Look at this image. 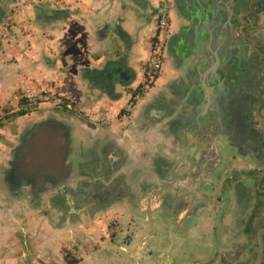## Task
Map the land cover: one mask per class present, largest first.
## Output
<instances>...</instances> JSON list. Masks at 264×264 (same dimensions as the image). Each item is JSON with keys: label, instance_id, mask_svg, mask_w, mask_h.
Returning <instances> with one entry per match:
<instances>
[{"label": "crops", "instance_id": "crops-1", "mask_svg": "<svg viewBox=\"0 0 264 264\" xmlns=\"http://www.w3.org/2000/svg\"><path fill=\"white\" fill-rule=\"evenodd\" d=\"M8 1L12 2L5 0L3 4L15 6L21 0H13L12 5ZM76 1L65 0L61 18L57 12L62 9L58 3L54 5L53 16L44 19L48 21L43 27L47 29L45 34L40 32V24L30 32L15 26L8 38H0V111L7 112L0 126V153L5 149L0 154L2 160L9 148L2 149L3 144L14 141L4 131L6 124L12 117L31 115L32 109L24 115L17 113L29 110L30 98L40 100L46 94L54 102L58 100L56 106L50 102L43 105H48L46 116L56 114L54 117L67 127L70 139L68 179L59 188L44 193L47 199H24L8 193L1 184L0 168V264H175L176 257H180L179 250H174L173 244L177 243L182 246L183 258H187L185 264L217 259L226 260V264H242L244 258L241 262L228 255L241 243L251 256L246 258L247 263L255 260V238L243 234V240L238 239L237 231L251 220L256 221V228L260 227L261 218L263 221L264 148L254 139L237 136L242 125L249 126L250 134L264 136V65L258 73L250 72V63L245 71L233 73L229 81L231 93L224 95L225 100L218 105L214 99L209 107H203L198 70L204 69L208 60L216 69L220 65L216 54L220 44L210 40L213 31L220 27V17L216 28L209 26L202 8L209 6L210 16L216 0H94L89 8L75 9ZM219 1L226 2L227 7L231 2ZM101 2L105 3V16L95 13L90 21L80 16L85 11L94 13V7ZM122 12H130L134 21L126 18L122 23L118 16ZM245 19L246 24L233 21L230 38H242L246 28H255L251 16ZM160 20L165 21L163 27L158 25ZM103 21L105 37L98 39V45L90 36ZM226 23L223 19L222 28L227 27ZM261 24L264 30V23ZM118 27L125 31L121 37L116 33ZM34 32L43 35L47 49L35 51L32 57L31 50L39 47L26 42ZM19 36L25 39L24 44L18 43ZM261 37L263 41L255 46L264 55L263 32ZM84 42L93 46H88L89 58L96 59L99 68L105 58L107 79L110 81L114 74L119 77L111 89L113 94L106 91L100 104L94 103L86 81L79 86L77 74L88 69L84 64L89 62L80 53ZM156 42L163 54L161 69L141 92L132 93L146 78L150 47ZM246 42L240 47L244 60L249 58L247 50L254 46ZM61 43L65 44L64 50L79 52L71 54L75 60L67 62L63 56L65 60L58 65H48L46 72L39 70L41 57L57 56ZM28 60L37 63L35 69H28ZM13 78L19 87L11 86ZM47 82L56 85L57 90L45 89ZM205 88L211 95L210 88ZM25 101L28 105L20 106ZM46 116L38 121L24 120V124L34 125L47 120ZM207 151L213 153L209 162L214 163L196 166L193 162ZM224 151L234 154L235 160L229 161L222 177L218 169L225 163ZM161 163L163 167L159 166ZM187 173L197 180L193 186L186 182L188 190L182 192V205L173 206L172 210L186 212V219L197 210L198 215L204 214L207 224L196 221L197 228L193 224L185 227L175 239L171 225L157 222L156 206L161 203L158 194L167 193L177 179H181L178 185L185 184ZM260 175L258 184L262 191L258 195L262 200L252 208L247 200L256 192ZM210 177L216 178L211 190H199ZM221 183L223 187L218 190ZM186 194H191L190 201ZM195 194L206 197V204L198 209L193 206ZM91 211L96 215L89 218L87 213ZM169 219L167 216L165 220ZM101 220L105 221V230ZM183 243H191L197 249L186 251Z\"/></svg>", "mask_w": 264, "mask_h": 264}, {"label": "water", "instance_id": "water-1", "mask_svg": "<svg viewBox=\"0 0 264 264\" xmlns=\"http://www.w3.org/2000/svg\"><path fill=\"white\" fill-rule=\"evenodd\" d=\"M216 3L217 4L214 6V8H212L210 16L209 6L202 8L204 9L203 14L205 19H208L209 26H213L216 28L218 19L220 17V27L215 30L216 32L213 31L212 37L210 38L211 43H213L212 41H214V43L218 42L219 44L224 43L225 38L227 36H231L232 26L233 29L235 27L233 23L234 20L238 22L243 21L246 24L247 20L245 19V17L251 16V24L253 27H256L258 18L254 17V12L251 11V6L250 4H247V1L231 0L230 3L232 4H229L228 7L226 2L221 3L219 0H216ZM247 9L250 10V12L244 13V11H246ZM130 14V12H122L118 16L122 23L126 22V18L129 22H132L134 20L132 17H130ZM135 14L138 15L136 12ZM223 19L227 20L226 28H222ZM187 20L189 21L190 19ZM223 26H225V24H223ZM116 33L117 36L121 37L125 33V31L121 27H118V29H116ZM214 34H216L217 36ZM242 35L246 36V31H243ZM257 39H259V35H257ZM258 41H260V39ZM255 45L256 43H254V46ZM256 49L255 50L258 53V48L256 47ZM92 56L94 57L93 53ZM208 56L209 58L214 59L213 54L208 53ZM260 62V59L256 56L250 59L252 74L258 73ZM108 75V72H106L105 84H110V88L107 92L111 95L113 94L111 89L113 86H115L114 82L116 80L114 79L112 81L111 79L109 81L107 79ZM213 76H215L216 78L212 79V83H210V79ZM117 78H119L118 75ZM198 80L202 91L200 102L203 103V107L204 105L206 107H209L211 101L212 103L214 102V99H216L215 102L220 105L221 97L218 94V90L215 86L216 82L219 80V73L217 72L216 67H214V65H211L210 60L206 61L204 69L198 70ZM205 86L210 88V91L212 92L211 95L210 92L206 90ZM195 102H197V100H195ZM25 125H27V128L29 129V138L27 140L28 142H26V144L21 149L17 148L15 153L12 151V148L14 146H11L7 149L6 159L4 161L2 160L3 162L0 166L2 175L1 184H3L4 189L8 190V193L24 199L30 198L37 200L40 197L44 196V193L45 195L48 194L50 191H52L53 188H59L61 182L65 183L67 181L65 179L68 178V175L70 173V165L66 163L69 156V132L67 127L62 124L61 121L59 123L55 122L52 120V117L47 120L43 119L42 122H37L34 125ZM17 142H21L19 138L17 139ZM5 153L3 157H5ZM217 153L219 154V156H221L219 149L217 150ZM211 156H213V153L210 151H207V153H201L199 161H194L193 163L196 166L203 165L205 163L211 166V164L214 163L209 162V157ZM220 159L221 157H219V160ZM169 178L171 179V176H169ZM196 180L197 179H195V181ZM10 189L18 190L11 191ZM42 198L47 199V197L45 196ZM87 215L89 218H91L92 216L96 215V213L91 211L88 212ZM256 233L258 252L253 264H259L262 260L264 215L263 225L258 229ZM115 264L119 263L117 262Z\"/></svg>", "mask_w": 264, "mask_h": 264}, {"label": "rangeland", "instance_id": "rangeland-1", "mask_svg": "<svg viewBox=\"0 0 264 264\" xmlns=\"http://www.w3.org/2000/svg\"><path fill=\"white\" fill-rule=\"evenodd\" d=\"M64 2H65V0H21L18 3L20 5L19 8L17 9V12H15V13H20V17L21 18H18V19L14 18L13 14L10 13L9 10H1L0 11V23H1L0 24V36H2V34H3L5 36V38L9 37V35H8L9 32L6 30V23L11 26V30L15 27L14 25H16L17 27L21 28L22 30H24L25 28H26V30L28 29L29 32L31 31V29H32V27L34 25H39L40 24V26H41L40 32L42 34L43 33L44 34L47 33V29H44L43 27H45V26L47 27L48 21H46L44 19L50 18V17L53 16V13L55 11H52V9H53L52 6H54L56 3H58L59 6H60V9H62L61 11L57 12V16H59L60 18H61V15L64 16V14H65V12L63 11ZM94 2H95L94 0H77L74 3L73 7L75 9H77L79 6L80 7L88 6V8H89V6L95 4ZM7 3H9L11 5L13 4V2H10V1H8ZM136 4H139V3L136 2ZM15 5H17V3ZM189 7H191V9L195 10V9H198L199 5H198V7L197 6H189ZM0 8H1V6H0ZM94 8H95V12L94 13H90L89 11L88 12L85 11V12H82L80 14V16L84 17L85 21H87V20L90 21L91 20V15H95V13H98L101 16H105V3L104 2H101L100 4H98L97 7H94ZM21 13H22V15H21ZM137 16L138 15H136V19H137ZM2 23L4 25H2ZM91 26H92V23L90 24L89 27L91 28ZM261 27H263V24H261ZM261 27L256 26L253 30H250V28H246V34L248 36L247 37L245 36V38L248 41L246 42V40H244L245 38L242 35L241 40H244L242 43L246 42L251 47V46L254 45V43L252 41V39H253L254 41H256L255 43H259L260 44L261 41H258L257 35H258L259 32H263ZM5 31H7V34H4ZM254 32H256V33H254ZM82 34L84 35V33L81 32V34H80L81 37H83ZM75 36H78V35H75ZM103 37H105V21H103L102 24L99 25L96 30L94 29V32L90 36V40L92 42H95V41L98 42L99 41L98 39H102ZM17 39L19 41L18 43L24 44L23 42L25 41V39H23L22 36L17 37ZM79 39H80V37H79ZM220 40H221V38H220ZM26 43L30 44L31 47H34V48H35V46L39 47L36 50L34 49V51L31 50V52H33L32 55H31L32 57H35V51L47 49V46L45 45V42L43 40V35H36L35 32L31 33L29 35V40ZM63 43H64V41H63ZM63 43H61L62 44L61 45L62 50L60 52H58L57 56L53 57V56L47 55V59L44 58V56L41 57V59L39 60V65H38L39 70H41V71L45 70V72H46L47 70H49V67H50L48 65H50V64L51 65L52 64L58 65L61 61L65 60V58L67 59V62H71L72 58H73V61L75 60V58L73 56H71V54L72 53H79V52H76L75 50L71 51L70 49L64 50V45L65 44H63ZM100 43L101 42H98L97 44L101 45ZM91 44H93V43H91ZM25 46H27V45H25ZM81 46H82L83 50H81L80 53L83 56H87L83 60L89 61V62H85V64H84V65L88 66V69L81 70L77 74L79 86L81 88V85H84V82L86 81L88 83V86L90 87L89 91L93 92V97H94L93 101H94V103L95 104H100L102 102V100L105 99V92L108 91L109 88H110V84H107V83L105 84V58H103L102 61L99 62L102 65L99 68V65H98V62L96 61V59L89 58V56H90L89 49L90 48L88 49V46H90V44H88V42H84L83 44H81ZM90 47H93V46H90ZM94 47H97V46H94ZM254 48L256 49V46ZM17 50L19 51V50H21V48L18 47ZM57 51H59V47L57 48ZM247 51H248V55H249L250 59H252V57H251V53L253 51L252 48L250 50H247ZM256 53H257V51H256ZM162 55L163 54L161 53V66H162ZM63 56H65V58ZM15 58H17V57L15 56ZM15 58H13V60H15ZM49 59L52 60V62H49L48 61ZM15 63H16V60H15ZM34 64H37V63L35 62V63L32 64L30 62V60L26 61V65H27L29 70L36 68L37 65H34ZM259 67H261V66H259ZM160 69H161V67L158 70H156V74H157V72H159ZM261 71H262V69L258 68V72H261ZM32 72L34 73V71H32ZM33 75L35 76V73ZM49 77L53 78V75H49ZM114 79L117 80V74L113 75L112 81ZM10 84H11L12 87H16V86L19 87V85H20L16 78L11 79V83ZM45 89H49V90L50 89H56L57 90V86L53 85L52 82H47V84H45ZM74 94L76 96L79 94L77 88L75 89ZM81 94H82V92H81ZM43 96H46V97L45 98L43 97V99H40V100L37 99V98H30L29 99V103H30L31 106L28 105L26 101L23 102L20 105V106L28 105L29 110L30 109L33 110L30 116H26V117H12V118L9 119L8 123L6 124V127H5L4 131H6L8 133L9 137H13L14 142H10V143L6 142V143H4L2 149L14 146L12 148V151L14 153H15L17 148L21 149L26 144V142H28L27 140L29 138V136H28L29 135V129L27 128V125L24 124V120H37L38 121L41 118H44L47 115L46 112H45V109H46V107L48 105L47 106L46 105L43 106V105L45 103H47V102L54 103L53 106H56V104L57 105L59 104L58 100H55V102H54V99H52L51 97L47 96L46 94L43 95ZM0 108H2V107L0 106ZM53 109L62 111L61 108H53ZM6 113L7 112H5V111H0V126H1V124L3 123V121H4L5 117H6ZM56 113L58 114V113H60V111H57ZM48 114L51 115V116H46V119H50L52 117L53 121L58 122V123L60 122V121H58V119H56L54 117V115H56V114H53V116H52L51 113H48ZM23 131H24V133H23ZM15 134H16V136H15L16 139L14 138ZM242 135H244V134H242ZM17 137L20 139V141H21L20 143L17 142ZM5 139H8V138H5ZM259 144L264 148V143L263 142H260ZM1 155H0V162L3 159ZM229 156H232V159L235 160L234 154H230ZM228 167H229V161L226 160L225 163L220 166V169H218L219 170V174L222 177L225 174V172L223 173V171L228 169ZM260 178H261V175L258 176V180L256 182L257 184L254 187L255 188L254 191H256L257 193L256 192L253 193V194L251 193L249 195L248 200H247L248 204L251 205V207H252L253 203H254L253 205L256 206L257 205V201H259L261 199V195H258L262 191V189L259 188V184H258L259 181H260ZM222 187H223V184L221 183L220 185H218L217 189L219 190ZM10 190L11 191H17L18 189H13V190L10 189ZM221 193L222 192H219V194H221ZM261 194L264 195V191ZM102 217L103 218L105 217L104 213H103ZM101 222L104 225L103 228L105 230V221L103 223V220H101ZM261 224H262V218L259 221L258 225H261ZM255 225H256V221H255ZM255 227L256 226H254V228ZM64 247H67V246H64ZM222 261L226 262V260H224V259H222Z\"/></svg>", "mask_w": 264, "mask_h": 264}, {"label": "flooded vegetation", "instance_id": "flooded-vegetation-1", "mask_svg": "<svg viewBox=\"0 0 264 264\" xmlns=\"http://www.w3.org/2000/svg\"><path fill=\"white\" fill-rule=\"evenodd\" d=\"M232 4V3H230ZM247 4H250L252 11L254 12V17H257V25L258 27H261L260 23L264 22V0H247ZM260 23H259V22ZM263 28V27H261ZM264 33V30H263ZM259 38L261 39L260 41L262 42L263 39L261 37V32L258 33ZM248 35L246 34V37ZM236 37V36H235ZM245 37V36H244ZM226 41H224V43H221L220 45H218L216 47V54L219 55L220 58V65L217 69L218 73H219V80L216 82V88L218 90V94L221 97V100H225V96H227L228 94L231 93V89L229 88V81L231 80V75L233 73H237L239 70H241L242 72L245 71L247 65L250 63V57L246 60L243 59L242 57V50H240L242 41H241V37H236V38H230V36L226 37ZM239 46H238V42ZM253 42L255 43V41L253 40ZM255 47V46H254ZM254 47L252 48V53H251V57H258L260 59V65L261 67H259V69H262V66L264 65V55L263 53H261V51L258 49V53H256V50L254 49ZM258 48V47H257ZM255 51V52H254ZM261 56V57H260ZM225 95V96H224ZM246 126V125H245ZM245 126H241V128L238 131V138L239 139H246V138H251L254 139V141L256 142H263L264 143V136H262V134H258V135H253L250 134V130H249V126L245 127ZM244 135H242V134ZM226 151H224V161L228 160V161H232V156H229ZM229 157V158H228ZM162 165V166H161ZM223 165V164H222ZM159 166L163 167V164H159ZM169 173V172H168ZM216 174V173H215ZM219 174V173H218ZM168 175V174H167ZM166 175V178H167ZM187 176L184 177V182L185 184H179V180L181 179H177V181L175 182V185L173 188H171L167 193L165 192H159L158 194V198L160 200V204L159 206H156V211L157 214L159 215V220L157 221L158 223H163L166 225H171V229H173L172 234L174 235L175 239H178V235L181 234V231L184 230L185 227H192V224L194 225V228H197V226L195 225V222H200V225H206V219L203 213H200L198 215L197 210H194L192 213H189L191 215L190 218L186 219L185 218V214L186 212H182V211H176V210H172L173 206H179L182 205V192L183 191H187L188 190V186L186 183L187 181L190 182L189 186H193L195 179H193V176H190L188 173L186 174ZM218 176V175H216ZM68 178H66L65 180H67ZM215 177H210V179L208 181H205L206 184L202 187H200L199 190H211V188L215 185L214 181H215ZM186 185V187H185ZM191 195V194H190ZM190 195L186 194V198L187 200L190 201ZM194 199V203L193 206L197 209L201 208L202 206H204L206 204V197L203 194L197 195L195 194L193 196ZM262 200V197L261 199ZM253 208L255 207L254 205L252 206ZM167 216H170L169 221L165 220ZM198 216V218H197ZM253 217V213H251V218ZM199 220V221H198ZM113 223V222H112ZM155 223V222H154ZM183 225L182 227H180V225ZM263 225V221L262 224L260 225V227ZM255 225V221L251 220L250 223L247 226H244L240 229V231L238 230V239H242V236H247L250 234H252V236L255 238L256 240V232L258 231V228H254ZM195 231V229H194ZM193 231V232H194ZM235 231V230H234ZM154 234L157 235L158 231L154 230ZM244 234V235H243ZM166 235H168V232L166 233ZM186 240V239H185ZM189 242V240H186ZM174 245V250H179V254L180 257L177 256L175 261L173 263L175 264H185L187 262V258H183V251L181 250V247L179 243L177 244H173ZM183 245H185V250H191L192 252L195 251V249H197L194 245H192L191 243L187 244V243H183ZM167 247H169L167 245ZM255 254H254V259L256 257V254L258 252V247H257V242L255 245ZM250 253L247 252V250L244 248V245L241 243V245L238 247L237 250H232L231 254H228L230 257H234L237 258L238 260H241L244 258V261L242 264H253V261H250V263H247L249 261L246 260V258H249L251 256H248ZM226 264L225 261H222V259H217L215 260H210L209 261H196L195 264ZM259 264H264V235H263V252H262V260Z\"/></svg>", "mask_w": 264, "mask_h": 264}, {"label": "built area", "instance_id": "built-area-1", "mask_svg": "<svg viewBox=\"0 0 264 264\" xmlns=\"http://www.w3.org/2000/svg\"><path fill=\"white\" fill-rule=\"evenodd\" d=\"M164 24H165V21L160 20L158 25H159V27H163ZM157 43L158 42L152 44L153 46L150 47L149 57L147 60V66L149 69V72H147L148 84L151 83L155 79L156 70H158L161 67V53H162V51L159 49Z\"/></svg>", "mask_w": 264, "mask_h": 264}, {"label": "trees", "instance_id": "trees-1", "mask_svg": "<svg viewBox=\"0 0 264 264\" xmlns=\"http://www.w3.org/2000/svg\"><path fill=\"white\" fill-rule=\"evenodd\" d=\"M5 0H0V6H1V8H0V11L1 10H9V12L10 13H12L13 14V17L14 18H21L20 16H19V14L20 13H15V12H17V9L19 8V4L17 3V5H15V6H6V5H4L3 4V2H4ZM12 2H13V0H11ZM26 9V8H25ZM24 9V10H25ZM4 15V14H3ZM1 24V23H0ZM2 25H4L3 23H2ZM14 26H16V25H14ZM6 30L8 31V32H10V33H12L13 32V30H11V26L10 25H8L7 23H6ZM5 36L2 34V36H0V38H4ZM250 66V65H249ZM249 70H250V72H251V67L249 68ZM145 80L143 81V83H141V84H139L138 85V87L137 88H135L134 90H133V92L132 93H139V92H141L142 91V89H143V87L146 85V83L148 84V75L146 74L145 75ZM29 111L30 110H28V111H24V110H21V111H18L17 113L18 114H26V113H29Z\"/></svg>", "mask_w": 264, "mask_h": 264}, {"label": "clouds", "instance_id": "clouds-1", "mask_svg": "<svg viewBox=\"0 0 264 264\" xmlns=\"http://www.w3.org/2000/svg\"><path fill=\"white\" fill-rule=\"evenodd\" d=\"M54 6H52V8H53Z\"/></svg>", "mask_w": 264, "mask_h": 264}]
</instances>
